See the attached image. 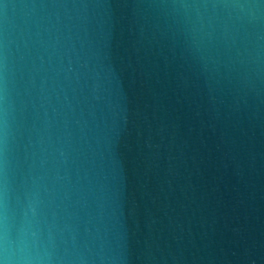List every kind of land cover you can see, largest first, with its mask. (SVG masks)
Masks as SVG:
<instances>
[{
	"label": "water",
	"instance_id": "obj_1",
	"mask_svg": "<svg viewBox=\"0 0 264 264\" xmlns=\"http://www.w3.org/2000/svg\"><path fill=\"white\" fill-rule=\"evenodd\" d=\"M0 264H264V0H0Z\"/></svg>",
	"mask_w": 264,
	"mask_h": 264
}]
</instances>
